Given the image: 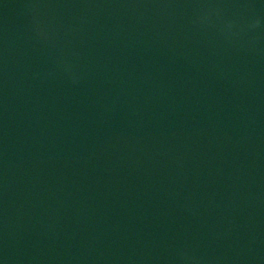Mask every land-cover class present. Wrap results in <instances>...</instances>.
Masks as SVG:
<instances>
[{"label":"water","instance_id":"water-1","mask_svg":"<svg viewBox=\"0 0 264 264\" xmlns=\"http://www.w3.org/2000/svg\"><path fill=\"white\" fill-rule=\"evenodd\" d=\"M0 264H264V0H0Z\"/></svg>","mask_w":264,"mask_h":264}]
</instances>
